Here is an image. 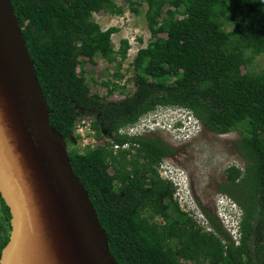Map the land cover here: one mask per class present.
Segmentation results:
<instances>
[{
  "label": "trees",
  "instance_id": "16d2710c",
  "mask_svg": "<svg viewBox=\"0 0 264 264\" xmlns=\"http://www.w3.org/2000/svg\"><path fill=\"white\" fill-rule=\"evenodd\" d=\"M50 112L67 146L82 121L96 144L68 154L119 264H264V70H248L264 54V0H143L151 41L134 60L135 90L112 101L123 62L97 13L121 15L113 0H11ZM138 13L139 0H124ZM225 20L234 24L225 28ZM101 55L117 70L93 92L85 72ZM161 107L188 110L209 131L238 132L245 167L227 169L220 185L242 211L235 240L203 209L209 230L183 210L160 167L176 150L160 138L124 130ZM91 119L90 121H88ZM12 233L0 193V259Z\"/></svg>",
  "mask_w": 264,
  "mask_h": 264
},
{
  "label": "water",
  "instance_id": "95a60500",
  "mask_svg": "<svg viewBox=\"0 0 264 264\" xmlns=\"http://www.w3.org/2000/svg\"><path fill=\"white\" fill-rule=\"evenodd\" d=\"M0 264H119L50 112L11 0H0Z\"/></svg>",
  "mask_w": 264,
  "mask_h": 264
},
{
  "label": "rangeland",
  "instance_id": "374dc122",
  "mask_svg": "<svg viewBox=\"0 0 264 264\" xmlns=\"http://www.w3.org/2000/svg\"><path fill=\"white\" fill-rule=\"evenodd\" d=\"M113 1L125 8L123 14L111 15L102 12L95 14L94 19L103 29L110 27L120 29L112 37L116 49H119L121 40L127 39L130 42L131 48L128 57L123 62L121 69L124 78L119 80L120 88L110 97L112 101H116L135 90L133 63L138 51L146 47L151 41V34L146 20L147 2L139 0V12L136 13L125 4L124 0ZM225 28L232 30L234 24L229 20H225ZM84 69L93 92L106 95L108 90L102 83L114 79L112 75L117 70L115 64H111L101 55H97L95 62L87 63ZM248 70L256 73L262 72L264 70V54L256 55L252 66ZM193 118L185 109L161 107L155 112L144 116L135 125L137 128L130 129L128 132L160 138L173 147L176 154L170 160L163 162L164 165L160 167V171L164 178L168 179L169 177L177 185V200L180 207L193 216L203 228L209 230L207 217L203 211L205 209L210 214L215 215L224 228L229 231L232 228L230 217L241 214L242 211L231 196L222 193L220 185L228 183V168L235 166L243 169L245 167V162L237 152L235 145L236 142L241 140V135L238 132L225 135L215 134L199 121L195 122ZM178 121H188L190 125L188 131H186L187 136L181 140V136L173 134L174 130L167 131ZM86 132V128L78 131L76 128L75 137L67 146V152L75 148L82 152H85L88 147L93 148V146L84 147L88 139L85 138L84 140ZM123 132L127 131L124 130ZM91 143L96 144V142ZM219 200L221 201L219 202ZM231 202L236 204L238 210L231 206Z\"/></svg>",
  "mask_w": 264,
  "mask_h": 264
},
{
  "label": "clouds",
  "instance_id": "9594fccd",
  "mask_svg": "<svg viewBox=\"0 0 264 264\" xmlns=\"http://www.w3.org/2000/svg\"><path fill=\"white\" fill-rule=\"evenodd\" d=\"M186 110V109H185ZM186 111H188V110H186ZM189 112V111H188ZM189 114H191L190 112H189ZM191 117L193 118L194 116L191 114ZM194 119V121L195 122H197L198 120L194 117L193 118ZM190 124H192V123H190ZM190 127V125L188 124V121H186V122H183V121H178V122H176L170 129H168L167 131L168 132H171V131H175L173 134H175V136H181V138H180V140L181 139H184L186 136H187V133H186V131H188V128ZM185 131V132H184ZM171 158H167V159H165V161L164 162H166V161H168V160H170ZM164 165V163H162V166ZM171 165V164H170ZM176 175H178L177 173H176ZM175 185V184H174ZM175 187L177 188V190H178V187H177V185H175ZM221 200H219V202H220ZM231 206L233 207V208H235V210H238V208H237V206H236V204L235 203H232L231 202ZM232 207H231V210L233 211V209H232ZM198 208V207H197ZM226 212V211H225ZM241 217H242V212H241V214H238V215H232L231 217H230V223L232 224V228L229 230V232H230V234L233 236V238L235 239V240H238L239 238H240V236H241V233H240V222H241Z\"/></svg>",
  "mask_w": 264,
  "mask_h": 264
},
{
  "label": "built area",
  "instance_id": "2783aa9c",
  "mask_svg": "<svg viewBox=\"0 0 264 264\" xmlns=\"http://www.w3.org/2000/svg\"><path fill=\"white\" fill-rule=\"evenodd\" d=\"M87 129V132H86V135H84L85 137H84V140H85V138H88L87 139V143H85L84 144V147H88V146H93L94 147V145H93V143H91V142H96V140H95V136H94V134L95 133H93V131H92V128H91V124H90V122H87V121H82L81 123H79L78 125H77V131L78 130H83V129ZM137 127L136 126H133V127H130V128H128V129H126V131H128V130H134V129H136ZM129 134H132V132H128ZM133 135H138L137 133H134ZM139 135H143V134H139ZM164 178V177H163ZM166 179V178H165ZM168 179L169 180H171L174 184H175V182L172 180V179H170L169 177H168ZM176 185V184H175ZM177 192H176V194H175V198L177 199Z\"/></svg>",
  "mask_w": 264,
  "mask_h": 264
},
{
  "label": "flooded vegetation",
  "instance_id": "af4514ba",
  "mask_svg": "<svg viewBox=\"0 0 264 264\" xmlns=\"http://www.w3.org/2000/svg\"><path fill=\"white\" fill-rule=\"evenodd\" d=\"M171 158H173V157H171Z\"/></svg>",
  "mask_w": 264,
  "mask_h": 264
}]
</instances>
